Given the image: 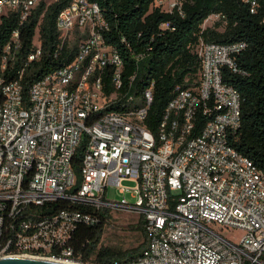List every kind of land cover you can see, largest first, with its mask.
I'll return each mask as SVG.
<instances>
[{"label":"built area","instance_id":"obj_1","mask_svg":"<svg viewBox=\"0 0 264 264\" xmlns=\"http://www.w3.org/2000/svg\"><path fill=\"white\" fill-rule=\"evenodd\" d=\"M57 1L0 0V26L16 18L0 68V259L264 264V173L232 145L242 98L223 78L224 67L238 71L246 44L201 40L195 47L199 77L191 87H177L156 134L147 125L153 84L138 94V71L126 81L125 61L106 40L110 25L97 2L71 0L57 17L59 50L75 38L74 59L23 83L25 70L44 54L45 12L17 70L23 26L40 4L48 8ZM185 1L156 0L155 6L182 13ZM133 56L137 64L145 59ZM83 143L78 184L74 158ZM112 186L118 199L109 198ZM54 202L137 212L145 248L132 259L83 262L71 246L73 232L80 223L98 224L99 216L78 207H47Z\"/></svg>","mask_w":264,"mask_h":264},{"label":"trees","instance_id":"obj_2","mask_svg":"<svg viewBox=\"0 0 264 264\" xmlns=\"http://www.w3.org/2000/svg\"><path fill=\"white\" fill-rule=\"evenodd\" d=\"M70 1L59 0L48 8L45 3L40 4L24 24V46L16 62L17 70L22 69V58L32 50L36 28L45 12L40 24L44 54L25 70L23 83L26 86L74 59L77 43L67 40L59 50L60 33L56 26L59 13ZM91 1L102 7L109 22L110 30L105 37L125 61L126 81L138 71L133 91L140 94L153 84V103L147 125L156 134L177 87H191L199 77L201 62L195 52L196 45L201 40L220 44L244 42L247 47L237 56L238 71L223 68L224 82L237 89L242 98V123L233 135L232 145L264 173V0H186L182 13L178 9L173 13L163 11L155 6L156 0ZM215 14H219L220 19L213 26L203 28L209 17ZM163 24L168 27L163 29ZM15 27V17L6 19L0 26V68L3 46ZM133 53L143 54L145 59L137 64ZM84 149L83 143L74 158L78 184L82 181ZM47 207L53 210L78 207L99 216L96 225L80 223L71 238L75 256L85 263L132 259L145 248L146 242L131 251L102 244L111 218L110 210L99 211L67 202H54ZM138 228L144 232L143 217Z\"/></svg>","mask_w":264,"mask_h":264},{"label":"rangeland","instance_id":"obj_3","mask_svg":"<svg viewBox=\"0 0 264 264\" xmlns=\"http://www.w3.org/2000/svg\"><path fill=\"white\" fill-rule=\"evenodd\" d=\"M218 20L219 18H209L204 23L203 28L213 26ZM71 42H76L75 38H72ZM126 185L132 186L133 183L127 182ZM108 194L109 198L112 199L120 197L117 187L114 186L109 188ZM127 198L129 201L133 200L130 194ZM110 215L111 218L102 240L104 246L121 251H131L141 247L146 242L144 232L138 228L142 217L140 214L129 210H111ZM226 233L235 237L239 235V233Z\"/></svg>","mask_w":264,"mask_h":264},{"label":"water","instance_id":"obj_4","mask_svg":"<svg viewBox=\"0 0 264 264\" xmlns=\"http://www.w3.org/2000/svg\"><path fill=\"white\" fill-rule=\"evenodd\" d=\"M0 264H69V263L44 259V258L11 257V258L0 259Z\"/></svg>","mask_w":264,"mask_h":264}]
</instances>
